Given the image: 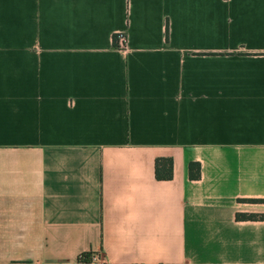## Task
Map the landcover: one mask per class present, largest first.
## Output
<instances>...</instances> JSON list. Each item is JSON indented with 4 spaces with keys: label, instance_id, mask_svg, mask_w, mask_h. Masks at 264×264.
<instances>
[{
    "label": "crops",
    "instance_id": "crops-1",
    "mask_svg": "<svg viewBox=\"0 0 264 264\" xmlns=\"http://www.w3.org/2000/svg\"><path fill=\"white\" fill-rule=\"evenodd\" d=\"M254 200L264 0H0V264H264Z\"/></svg>",
    "mask_w": 264,
    "mask_h": 264
},
{
    "label": "trees",
    "instance_id": "trees-1",
    "mask_svg": "<svg viewBox=\"0 0 264 264\" xmlns=\"http://www.w3.org/2000/svg\"><path fill=\"white\" fill-rule=\"evenodd\" d=\"M153 174L157 180L169 179L171 176V160L169 158H156L153 163ZM187 175L189 178H197L198 177V164L196 162H189L187 165ZM261 201L264 200H254ZM235 218L238 220H246V219H264V214H244L237 213ZM86 258H84L85 260Z\"/></svg>",
    "mask_w": 264,
    "mask_h": 264
},
{
    "label": "built area",
    "instance_id": "built-area-1",
    "mask_svg": "<svg viewBox=\"0 0 264 264\" xmlns=\"http://www.w3.org/2000/svg\"><path fill=\"white\" fill-rule=\"evenodd\" d=\"M114 42L117 46L119 47H122L123 46V42H124V36L122 33H116L114 35ZM79 259H88V260H91V261H95L97 264H101L104 262V259L103 257H101L99 254L97 253H91L89 255H86V254H80L78 256Z\"/></svg>",
    "mask_w": 264,
    "mask_h": 264
}]
</instances>
